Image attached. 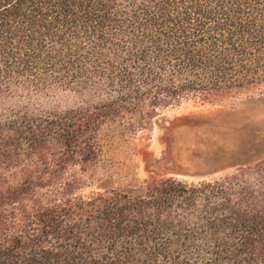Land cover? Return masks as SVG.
<instances>
[{
  "label": "trees",
  "instance_id": "trees-1",
  "mask_svg": "<svg viewBox=\"0 0 264 264\" xmlns=\"http://www.w3.org/2000/svg\"><path fill=\"white\" fill-rule=\"evenodd\" d=\"M256 85L264 0H0V264H264V157L83 192L101 131Z\"/></svg>",
  "mask_w": 264,
  "mask_h": 264
},
{
  "label": "rangeland",
  "instance_id": "rangeland-1",
  "mask_svg": "<svg viewBox=\"0 0 264 264\" xmlns=\"http://www.w3.org/2000/svg\"><path fill=\"white\" fill-rule=\"evenodd\" d=\"M36 102L66 108L76 98L57 91ZM100 136L107 162L89 165L84 193L103 189L101 183L127 186L154 175L188 181L221 177L264 157V85L162 109L125 140L110 142L106 130Z\"/></svg>",
  "mask_w": 264,
  "mask_h": 264
}]
</instances>
